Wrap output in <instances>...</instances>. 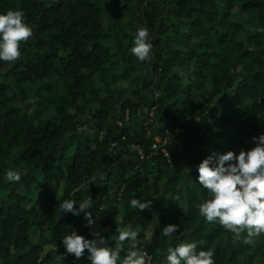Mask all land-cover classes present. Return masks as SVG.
<instances>
[{"label":"trees","instance_id":"1","mask_svg":"<svg viewBox=\"0 0 264 264\" xmlns=\"http://www.w3.org/2000/svg\"><path fill=\"white\" fill-rule=\"evenodd\" d=\"M15 9L34 34L10 81L0 72V264H91L87 253L62 260L61 239L99 232L114 245L126 227L148 264L192 240L215 264H264V234L246 244L199 215L196 171L264 133V0H0V13ZM141 27L143 62L130 52ZM184 136L197 151L181 165ZM12 168L17 182L4 176ZM69 198L91 200L93 225L58 208ZM132 198L152 203L140 212ZM169 224L180 226L171 239ZM119 243L117 264L132 247Z\"/></svg>","mask_w":264,"mask_h":264},{"label":"clouds","instance_id":"2","mask_svg":"<svg viewBox=\"0 0 264 264\" xmlns=\"http://www.w3.org/2000/svg\"><path fill=\"white\" fill-rule=\"evenodd\" d=\"M32 35V28L26 22L20 9L0 13V61L13 62L21 56V44ZM152 43L146 27L137 30L130 52L141 62L150 57ZM255 147L239 152L227 151L224 154L213 152L196 167L197 180L207 190V198L197 205L199 215L206 222H218L225 229L239 236L246 233L244 243L251 244L252 238L264 234V133L253 137ZM21 170L8 169L4 176L10 182L21 179ZM148 199L129 200L130 208L140 212L150 208ZM91 200L77 201L64 199L58 208L73 216L84 214L89 226L95 223L92 213L86 211ZM186 210V209H185ZM179 225L169 224L162 228V235L171 239L179 231ZM138 229L131 227L118 230V243L110 244L99 232H93L95 238L88 239L71 231L61 242L64 258L73 254L79 260L87 253L91 264H117L122 251L119 242L128 241L131 248L121 264H148V254L138 247ZM151 235V233H149ZM195 240L183 241L167 248L162 264H215L213 252L201 249L197 251Z\"/></svg>","mask_w":264,"mask_h":264},{"label":"rangeland","instance_id":"3","mask_svg":"<svg viewBox=\"0 0 264 264\" xmlns=\"http://www.w3.org/2000/svg\"><path fill=\"white\" fill-rule=\"evenodd\" d=\"M237 21L241 22V23H245L247 21V18L246 16H239V17H236L235 18ZM103 25L105 27H108V21L106 18L103 19ZM34 34V31L32 30V35L29 39L32 38ZM12 67V62H6L5 65L0 69V72L3 76V79L7 82L10 81V78L7 76V73L8 71L11 69ZM37 103V101L35 102ZM170 142L168 141V139L162 141L161 139L157 138V144L161 147H165L167 145H171V147H175V140L173 139H169ZM177 141V140H176ZM173 143V145H172ZM181 147L180 148V151H179V154H180V157H181V165L183 164H186L188 162V160L190 159V157L192 155H194L197 151V147L193 146L191 144V138L190 136H184L181 140ZM133 159H136L135 156H133ZM140 165V164H139ZM33 240L36 241L37 240V236L36 235H33ZM54 264V263H53ZM59 264H64L63 262H60Z\"/></svg>","mask_w":264,"mask_h":264},{"label":"built area","instance_id":"4","mask_svg":"<svg viewBox=\"0 0 264 264\" xmlns=\"http://www.w3.org/2000/svg\"><path fill=\"white\" fill-rule=\"evenodd\" d=\"M150 115L152 116L153 113H151ZM157 148H158V146L156 145V146H154L153 149H157ZM162 152L164 153L165 157H168V154L166 153L165 149H162Z\"/></svg>","mask_w":264,"mask_h":264}]
</instances>
